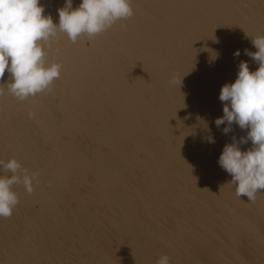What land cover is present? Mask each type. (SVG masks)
Listing matches in <instances>:
<instances>
[{
	"label": "bare ground",
	"instance_id": "bare-ground-1",
	"mask_svg": "<svg viewBox=\"0 0 264 264\" xmlns=\"http://www.w3.org/2000/svg\"><path fill=\"white\" fill-rule=\"evenodd\" d=\"M65 2L40 0L56 24ZM131 6L95 37L44 47L62 65L50 92L19 101L0 79V160L39 173L31 195L13 187L0 264H264V190L238 199L218 163L247 130L215 125L240 62L259 67L245 50L264 36V0Z\"/></svg>",
	"mask_w": 264,
	"mask_h": 264
},
{
	"label": "clouds",
	"instance_id": "clouds-1",
	"mask_svg": "<svg viewBox=\"0 0 264 264\" xmlns=\"http://www.w3.org/2000/svg\"><path fill=\"white\" fill-rule=\"evenodd\" d=\"M73 0H66L58 9L59 22L53 23L51 15H45L40 0H0V79L5 71L10 74L7 91L19 101L50 92L53 82L60 78L62 65L46 63L44 47L51 48L59 33L66 34L76 43L78 38H89L107 31L117 21L134 15L131 0H82L73 9ZM257 49L245 54L259 67L250 71L246 61H241L234 83L222 86L219 99L223 103V116L215 120V125L223 128L227 135L233 131V124L247 135L239 141L233 138L226 144L219 157V165L231 175L228 184L234 187L238 199L246 196L248 203H255L260 190H264V36L252 38ZM239 56L237 50L234 53ZM172 85H182V77H173ZM0 95L3 92L0 91ZM29 118L34 114L29 113ZM251 141L252 147L241 151L240 145ZM210 142H214L210 138ZM0 218H10L19 204V197L13 190L22 185L31 195L33 182L39 173H29L16 159L0 160ZM10 174V175H9ZM157 264H170V258L162 255Z\"/></svg>",
	"mask_w": 264,
	"mask_h": 264
}]
</instances>
